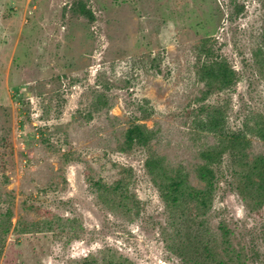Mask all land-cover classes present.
Returning <instances> with one entry per match:
<instances>
[{
    "label": "rangeland",
    "instance_id": "374dc122",
    "mask_svg": "<svg viewBox=\"0 0 264 264\" xmlns=\"http://www.w3.org/2000/svg\"><path fill=\"white\" fill-rule=\"evenodd\" d=\"M261 132L264 0H0V264H264Z\"/></svg>",
    "mask_w": 264,
    "mask_h": 264
},
{
    "label": "trees",
    "instance_id": "16d2710c",
    "mask_svg": "<svg viewBox=\"0 0 264 264\" xmlns=\"http://www.w3.org/2000/svg\"><path fill=\"white\" fill-rule=\"evenodd\" d=\"M226 71V70H225ZM223 71L222 68H217L216 70V74L217 76H219L223 81L224 83H226L227 85H230L231 81V76L227 73ZM214 72V70L212 71ZM262 131V130H261ZM262 135H264L263 132H261ZM146 140H147V137L145 136V133L138 127H134L132 129H130L128 132H127V144L129 146H132L134 143H140V144H145L146 143ZM150 167V165L148 164V168ZM187 182L182 180L181 178H176L174 180V182H172L170 188L175 191V192H179L181 190V188L186 184ZM195 192L192 190V193Z\"/></svg>",
    "mask_w": 264,
    "mask_h": 264
}]
</instances>
